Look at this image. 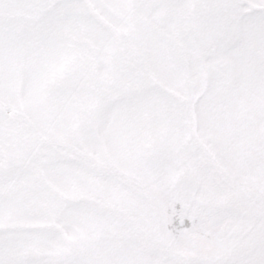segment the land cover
<instances>
[{
	"label": "snow or ice",
	"instance_id": "obj_1",
	"mask_svg": "<svg viewBox=\"0 0 264 264\" xmlns=\"http://www.w3.org/2000/svg\"><path fill=\"white\" fill-rule=\"evenodd\" d=\"M0 264H264V0H0Z\"/></svg>",
	"mask_w": 264,
	"mask_h": 264
}]
</instances>
